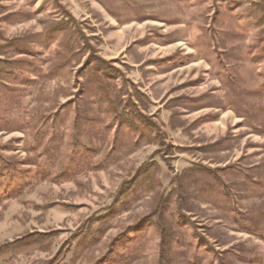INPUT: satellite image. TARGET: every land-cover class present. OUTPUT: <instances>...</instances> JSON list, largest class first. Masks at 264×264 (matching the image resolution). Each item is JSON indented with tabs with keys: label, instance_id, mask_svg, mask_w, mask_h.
Wrapping results in <instances>:
<instances>
[{
	"label": "rangeland",
	"instance_id": "374dc122",
	"mask_svg": "<svg viewBox=\"0 0 264 264\" xmlns=\"http://www.w3.org/2000/svg\"><path fill=\"white\" fill-rule=\"evenodd\" d=\"M0 264H264V0H0Z\"/></svg>",
	"mask_w": 264,
	"mask_h": 264
},
{
	"label": "trees",
	"instance_id": "16d2710c",
	"mask_svg": "<svg viewBox=\"0 0 264 264\" xmlns=\"http://www.w3.org/2000/svg\"><path fill=\"white\" fill-rule=\"evenodd\" d=\"M65 15L69 19L71 18V17H69V14L67 12H65ZM97 62H99V63L101 62L103 65L106 66V67L105 66H100V65L99 66L98 65L96 66V69H95L96 72L95 73H98V75H99V72L102 70V72H101L102 74H100L101 77L102 76H105L106 74H112L114 72L113 68L111 66H109L108 62H106L105 60L99 59V60H97ZM98 77H100V76H98ZM101 77H100V79H101Z\"/></svg>",
	"mask_w": 264,
	"mask_h": 264
}]
</instances>
